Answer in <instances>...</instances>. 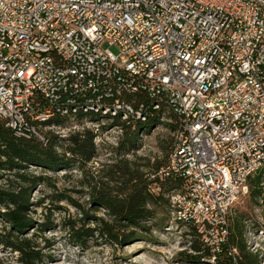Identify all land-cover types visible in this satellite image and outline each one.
Listing matches in <instances>:
<instances>
[{
  "label": "built area",
  "instance_id": "1",
  "mask_svg": "<svg viewBox=\"0 0 264 264\" xmlns=\"http://www.w3.org/2000/svg\"><path fill=\"white\" fill-rule=\"evenodd\" d=\"M138 92L148 105L125 99ZM160 111L176 129L158 173L186 183L167 194L172 220L217 247L264 165V0H0V124L14 136L45 145L57 116Z\"/></svg>",
  "mask_w": 264,
  "mask_h": 264
},
{
  "label": "trees",
  "instance_id": "2",
  "mask_svg": "<svg viewBox=\"0 0 264 264\" xmlns=\"http://www.w3.org/2000/svg\"><path fill=\"white\" fill-rule=\"evenodd\" d=\"M125 99L133 104L150 103V98L143 92L125 95ZM161 112L150 117L147 122L136 120L126 122L117 117L91 113L87 117L92 122L105 120L110 126L120 127L123 137L118 142L117 150H123L128 154L132 150L130 146L135 147L138 133L151 126L165 125L171 132L175 131V116L171 113L166 114L171 122L162 123L159 120ZM81 120L82 116L77 115L75 121L81 123ZM70 121L67 117L57 116L48 124L64 126ZM44 134L47 139L45 145L37 138H17L10 129L0 124V223L2 224L0 242L19 253V261L22 264L40 263L45 257L32 238L35 235L26 236L27 231L36 224L30 216V212L34 211L32 207L42 206L44 202L43 198L37 202L31 201L32 193L39 185L53 190L50 195L46 194V197L56 208H62L58 203L66 201L80 209L82 213L80 218L64 220L63 224L69 231L70 240L81 246L87 242L89 236L94 235V231L108 243L114 244H122L145 236L150 233L153 225L148 224L154 218L152 207L166 205L170 211L168 192L171 189L183 190L186 186L183 178L159 175L158 172L164 168L167 160L164 165L160 161L155 162L152 165L153 172L149 173L132 167L136 165L135 162L124 158L112 164L103 179L92 182L84 169L96 153L93 142L94 131L84 128L63 139L58 138L51 131L46 130ZM173 146L174 137L170 152ZM72 167L84 172L82 185L91 190L93 207L95 206L96 210H99V207L105 210V218H94L88 214L69 194L72 190L56 192L55 181H52V176L48 172L70 170ZM63 177L66 178L67 174L64 173ZM248 195L256 204L264 205V165L249 178ZM230 216L231 214L229 221ZM89 219L96 220L97 228L87 226ZM176 224L187 226L188 231L185 235L189 237L190 248L201 254L197 257L207 259L213 257L212 264H260L258 254L252 253L246 244L242 225L233 220L229 226L226 242L218 244L217 247L204 244L191 225L179 221ZM44 227L45 224L39 223L36 229L43 232Z\"/></svg>",
  "mask_w": 264,
  "mask_h": 264
},
{
  "label": "rangeland",
  "instance_id": "3",
  "mask_svg": "<svg viewBox=\"0 0 264 264\" xmlns=\"http://www.w3.org/2000/svg\"><path fill=\"white\" fill-rule=\"evenodd\" d=\"M100 129L97 139L96 153L85 166L84 172L92 180L103 179L104 174L117 160L124 158L135 162L139 170L152 173L155 162L166 163L172 147L173 133L165 126H151L147 130L138 133L135 147L125 154L123 150L118 151V142L123 134L115 126H110L107 121L88 122L70 121L64 126L47 129L58 138H66L75 131L84 128ZM102 126L104 128H102ZM123 132V131H122ZM62 143V140H60ZM61 151V149H59ZM68 155V154H67ZM147 165V166H145ZM81 169L72 167L70 170L60 169L56 172L49 171L52 181H55L56 192L63 190L81 204L82 208L94 218H105V210L99 207L95 209L91 203V190L82 185L83 173ZM67 177L64 178L63 174ZM53 192L48 187L37 186L32 193L31 201L37 202L44 199L42 206H33L30 212L35 221L34 227L27 231L26 236H32L40 252L45 255L44 261L36 264H212L210 259L200 256L190 248L189 237L185 235L187 226L179 225L172 220V215L166 205L152 207L154 218L148 222L153 224L150 233L137 239L126 241L122 244L108 243L94 231L84 245H77L69 237V231L64 227L63 221L77 219L82 216L80 209L66 201L58 204L62 208H56L46 194ZM90 208H92L90 210ZM237 222L243 227V237L252 253H257L260 264H264V205L256 204L247 195L235 203L229 223ZM45 224L43 232H39L36 226ZM87 226L97 228L96 220L89 219ZM2 224L0 223V234ZM40 227V226H39ZM46 239V240H44ZM48 241V242H47ZM236 252V251H235ZM0 264H22L19 261V253L4 246L0 242Z\"/></svg>",
  "mask_w": 264,
  "mask_h": 264
}]
</instances>
